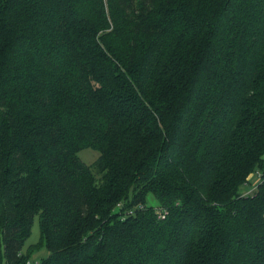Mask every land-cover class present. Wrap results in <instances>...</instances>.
Returning <instances> with one entry per match:
<instances>
[{"label":"trees","instance_id":"obj_1","mask_svg":"<svg viewBox=\"0 0 264 264\" xmlns=\"http://www.w3.org/2000/svg\"><path fill=\"white\" fill-rule=\"evenodd\" d=\"M37 216L39 264H264V0H0V264Z\"/></svg>","mask_w":264,"mask_h":264},{"label":"rangeland","instance_id":"obj_2","mask_svg":"<svg viewBox=\"0 0 264 264\" xmlns=\"http://www.w3.org/2000/svg\"><path fill=\"white\" fill-rule=\"evenodd\" d=\"M81 159L87 164H93L97 158L99 157V152L92 150V149H85L80 152ZM258 183V179L253 176L251 180V184L254 186ZM250 185L243 188V192L247 193L250 191ZM147 205L150 206H158V202L152 195H149L147 198ZM41 229L39 224L38 216L34 219L32 231L30 238L26 241V244L23 248V255L25 256L24 259L28 257V262L30 264H39L40 262L44 261L48 258L50 252L48 249L43 246L41 243ZM27 256V257H26ZM23 259V260H24Z\"/></svg>","mask_w":264,"mask_h":264},{"label":"built area","instance_id":"obj_3","mask_svg":"<svg viewBox=\"0 0 264 264\" xmlns=\"http://www.w3.org/2000/svg\"><path fill=\"white\" fill-rule=\"evenodd\" d=\"M254 176L258 179V183L256 185H252L251 183L248 184L247 186L250 185V191H248L247 193L245 192V194H252L258 187L259 183H260V180H261V177H262V172L261 170H257L255 173H254ZM155 212L156 214L158 215V217L160 219H164L167 215H168V211L166 209H163V208H160V207H156L155 208ZM134 213V210H130V211H127V215H130V214H133Z\"/></svg>","mask_w":264,"mask_h":264},{"label":"bare ground","instance_id":"obj_4","mask_svg":"<svg viewBox=\"0 0 264 264\" xmlns=\"http://www.w3.org/2000/svg\"><path fill=\"white\" fill-rule=\"evenodd\" d=\"M28 264H30V263H28Z\"/></svg>","mask_w":264,"mask_h":264}]
</instances>
